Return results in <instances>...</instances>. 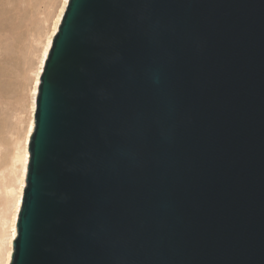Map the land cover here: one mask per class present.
<instances>
[{
    "label": "water",
    "instance_id": "1",
    "mask_svg": "<svg viewBox=\"0 0 264 264\" xmlns=\"http://www.w3.org/2000/svg\"><path fill=\"white\" fill-rule=\"evenodd\" d=\"M29 153L10 264H264V0H69Z\"/></svg>",
    "mask_w": 264,
    "mask_h": 264
},
{
    "label": "rangeland",
    "instance_id": "2",
    "mask_svg": "<svg viewBox=\"0 0 264 264\" xmlns=\"http://www.w3.org/2000/svg\"><path fill=\"white\" fill-rule=\"evenodd\" d=\"M59 1L0 0V253L9 188L15 180L16 147L27 119L32 67Z\"/></svg>",
    "mask_w": 264,
    "mask_h": 264
},
{
    "label": "bare ground",
    "instance_id": "3",
    "mask_svg": "<svg viewBox=\"0 0 264 264\" xmlns=\"http://www.w3.org/2000/svg\"><path fill=\"white\" fill-rule=\"evenodd\" d=\"M68 2L69 0L59 1V4L52 16L50 25L47 28L40 42V51L37 54L36 64L34 67H32L33 77L31 79V86L28 90L27 119L23 127L22 136L18 141L14 157V162L16 165V169L14 172L15 180L14 182L12 181V186L9 185L11 201L8 208V217L7 219H5L6 221L4 222L6 230L1 245L0 264H10L11 262V257L13 253V242L17 236V222L21 207L22 194L26 186L28 161L30 156L29 141L35 125L36 98L40 85V78L50 48L52 46L53 38L59 29Z\"/></svg>",
    "mask_w": 264,
    "mask_h": 264
}]
</instances>
